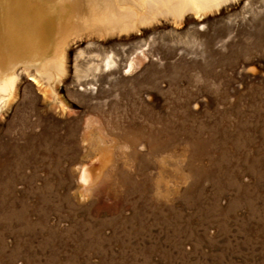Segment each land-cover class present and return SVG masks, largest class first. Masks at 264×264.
Segmentation results:
<instances>
[{
	"label": "rangeland",
	"instance_id": "1",
	"mask_svg": "<svg viewBox=\"0 0 264 264\" xmlns=\"http://www.w3.org/2000/svg\"><path fill=\"white\" fill-rule=\"evenodd\" d=\"M250 8L234 27L207 13L209 47L180 39L203 59L167 38L94 95L21 80L0 106V264H264V0Z\"/></svg>",
	"mask_w": 264,
	"mask_h": 264
},
{
	"label": "bare ground",
	"instance_id": "2",
	"mask_svg": "<svg viewBox=\"0 0 264 264\" xmlns=\"http://www.w3.org/2000/svg\"><path fill=\"white\" fill-rule=\"evenodd\" d=\"M252 1L0 0V106L23 78L52 90L55 81L70 77L75 89L94 95L103 83L134 74L132 54L164 58L159 47L171 38L175 56L203 59L206 51L190 52L180 39L201 37L195 44L209 47L215 34L202 33L210 27L207 13L217 10L230 27L246 24L254 19ZM91 170L81 167V185L95 182Z\"/></svg>",
	"mask_w": 264,
	"mask_h": 264
}]
</instances>
